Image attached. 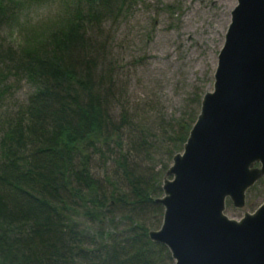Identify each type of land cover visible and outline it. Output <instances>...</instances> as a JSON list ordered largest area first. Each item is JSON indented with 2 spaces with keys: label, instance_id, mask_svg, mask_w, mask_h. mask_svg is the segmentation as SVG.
<instances>
[{
  "label": "trees",
  "instance_id": "16d2710c",
  "mask_svg": "<svg viewBox=\"0 0 264 264\" xmlns=\"http://www.w3.org/2000/svg\"><path fill=\"white\" fill-rule=\"evenodd\" d=\"M84 1L86 13L78 10L45 40L0 47V62L12 63L34 86L0 136V264H174L168 248L152 241L150 228L133 215L122 214L128 222L121 232L101 225L112 199L122 207H158L149 178L126 165L131 199L108 194L90 172L92 152L109 143L119 125L109 113L114 92L102 76V46L85 22L120 12L128 0ZM10 2L0 0V28L14 16ZM192 124H179L175 142H185Z\"/></svg>",
  "mask_w": 264,
  "mask_h": 264
},
{
  "label": "rangeland",
  "instance_id": "374dc122",
  "mask_svg": "<svg viewBox=\"0 0 264 264\" xmlns=\"http://www.w3.org/2000/svg\"><path fill=\"white\" fill-rule=\"evenodd\" d=\"M10 3L14 16L0 28L1 48L12 46L13 28L19 30V48L45 40L78 10L84 14L88 9L84 0ZM235 3L236 0H128L120 12L104 16L99 22H85L89 34L102 46V76L112 84L114 92L109 113L119 125L110 142L92 152L89 163L91 174L108 194L114 191L115 195L134 198L123 164L135 176L149 178V184L155 187L153 197L163 194L165 172L172 156L183 147L173 139L174 130L194 122L202 95L213 87L217 55ZM0 72L1 136L5 121L24 110L34 86L10 62H0ZM263 201L264 182L256 183L248 190L244 207L236 208L229 201L225 213L238 219ZM110 203L109 220L101 223L103 226L117 225L121 232L128 222L123 220L124 214L133 215L150 229L161 225L163 206L159 203L155 206L158 211L150 203L142 207H122L113 199ZM89 225L97 226L91 222Z\"/></svg>",
  "mask_w": 264,
  "mask_h": 264
},
{
  "label": "water",
  "instance_id": "95a60500",
  "mask_svg": "<svg viewBox=\"0 0 264 264\" xmlns=\"http://www.w3.org/2000/svg\"><path fill=\"white\" fill-rule=\"evenodd\" d=\"M264 178V0H236L182 151L162 182V222L148 235L174 264H264V201L238 218L246 194Z\"/></svg>",
  "mask_w": 264,
  "mask_h": 264
},
{
  "label": "clouds",
  "instance_id": "9594fccd",
  "mask_svg": "<svg viewBox=\"0 0 264 264\" xmlns=\"http://www.w3.org/2000/svg\"><path fill=\"white\" fill-rule=\"evenodd\" d=\"M18 35H19V30L13 28L12 29V37H11V40H10V42L12 43L13 47H17L16 39H17Z\"/></svg>",
  "mask_w": 264,
  "mask_h": 264
},
{
  "label": "bare ground",
  "instance_id": "6f19581e",
  "mask_svg": "<svg viewBox=\"0 0 264 264\" xmlns=\"http://www.w3.org/2000/svg\"><path fill=\"white\" fill-rule=\"evenodd\" d=\"M233 4V3H232ZM192 15V14H191ZM208 15V14H207ZM197 19V18H196ZM190 21H191V19H190ZM204 21V20H203ZM196 22V21H195ZM189 23V22H188ZM193 25V24H192ZM200 25V24H199ZM187 26V25H186ZM192 28H193V26H192ZM215 29V28H214ZM190 31V30H189Z\"/></svg>",
  "mask_w": 264,
  "mask_h": 264
}]
</instances>
